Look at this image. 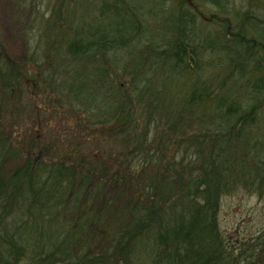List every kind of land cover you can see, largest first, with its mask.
I'll return each mask as SVG.
<instances>
[{
    "label": "trees",
    "instance_id": "trees-1",
    "mask_svg": "<svg viewBox=\"0 0 264 264\" xmlns=\"http://www.w3.org/2000/svg\"><path fill=\"white\" fill-rule=\"evenodd\" d=\"M179 1L184 6L174 28L175 45L158 49L157 62L143 57L139 66L134 63L130 82L113 71L117 63L106 59L105 51L127 46L136 25L125 32L121 25L113 31L80 30L67 42L51 37L20 60L1 47L0 264L24 258L30 264H258L264 232L253 246L234 241L222 231L218 214L225 192L239 185L261 192L264 172H223L220 157L227 148L223 140L234 141L230 150L246 126L258 121L264 101L238 100L232 87L225 89L208 71L219 60L230 62L242 78L260 72L255 77L260 83L246 94L264 98V60L250 64L264 54V30L251 14L234 33L225 19L212 16L207 23L227 29L199 41L189 13L199 6ZM117 4L119 9L106 7L102 16L108 11L120 17L123 7ZM71 63L77 64L74 71L66 68ZM155 71L158 76L203 72L206 82L194 78L189 97L172 110L164 88H156ZM38 94L65 101L75 112L76 133L89 131L103 140L105 154L95 156L91 149L86 154L76 144L65 150L29 132L26 110L41 107ZM203 104L215 109H195ZM206 118L214 127L207 132L214 135H207L212 142L205 145V158H188L189 146L199 152L203 143L188 132L193 123L206 127ZM121 202L126 219L108 232L107 246L86 247L76 255L78 240L95 234L102 212Z\"/></svg>",
    "mask_w": 264,
    "mask_h": 264
},
{
    "label": "rangeland",
    "instance_id": "rangeland-1",
    "mask_svg": "<svg viewBox=\"0 0 264 264\" xmlns=\"http://www.w3.org/2000/svg\"><path fill=\"white\" fill-rule=\"evenodd\" d=\"M193 2L199 8L188 11L195 18V23L191 28L194 38L199 41L200 39L203 41L207 33L213 36L217 31L227 29L220 26L219 23H207L213 18L212 16L225 19L224 22L228 23L225 26H228V30L234 33L238 32L239 23L246 22V14H251L264 30V0H220L219 5L211 3L210 0H193ZM117 3L123 7L121 12L119 11L120 17L115 18V14L111 15L108 11V15L102 16L106 7H108L107 10L113 7L119 9L120 6ZM182 6L184 5L179 0H0V49L2 47L11 57L20 60L33 51L36 46L45 47L51 37H58L61 41L67 42L72 39L76 31L80 30H98L100 28L102 31H113L115 27L121 25L125 32L126 27L136 25L137 33L130 39L127 46L122 45L105 51L106 59L114 60L117 63L113 71H116L123 81L130 82L132 73L129 70L132 69L134 63L139 66L143 57L148 58L150 63L157 62L153 54H156L158 49H165L175 42L174 28L180 20L179 11ZM249 34L257 35L253 30ZM173 44L175 45V43ZM151 48L156 49L155 52L147 53ZM61 50L64 52V49L61 48ZM207 54L212 56L211 53ZM207 54L203 53V58ZM260 60L263 63L264 54L261 59L250 60V64L253 65ZM240 61L236 60L235 63H241ZM65 63L70 62L62 64ZM215 63L216 65L211 68V71L209 69L208 73H212V78L216 79V83L224 82L225 89L232 87L230 93L235 92L232 96L237 95L235 97L238 100L243 99L250 104L258 102L260 98L264 101L262 95L246 94L250 87L260 83L255 79L260 72L249 76V79L242 78L239 77L238 71L233 69L230 62L221 63L218 60ZM66 65V68L73 71L77 67L76 63ZM153 74L156 78V88H164L162 96L172 110L182 103L184 98L189 97L194 78L204 80L205 76L203 72L199 74L197 72L180 73V75L167 72V74L158 76L155 71ZM59 78L64 77L59 76ZM218 92L219 90L214 94L216 95ZM37 99L41 107H30L26 110V113H29L25 115L29 132L41 136L48 144L66 148L65 150L76 144L86 154H90V149L95 156L105 154L103 140L92 138L89 131L82 130L80 133H76V124L73 119L75 112L66 105L65 101L57 100L54 95L42 98L39 95ZM205 108L215 109L214 106L207 107L205 104L198 108L195 107L197 111H203ZM258 117L255 124L246 126L237 143H233L232 148L228 150L230 154L226 155L227 158H225V154L228 153L227 148H230L234 141L224 143L223 140V144L227 147L226 152H223L220 157L221 167L226 165V170L223 172H240L241 175L243 172H264V106L260 108ZM206 119L208 121L206 127H199L198 123H193L194 128L188 132L190 135L203 138L202 148L199 152L193 146H189L187 149L188 158H198V161L205 158V145L207 143L210 145L212 142L210 138H207V135H214L207 132L214 127L209 119ZM16 126L19 127V125ZM176 147L177 145L172 146V149L168 151L170 156L177 151ZM179 152L182 156L186 154L184 149ZM217 171L219 168L214 172ZM115 205L114 211L106 209L102 212L100 225L95 234H90V238L84 236L78 240L76 255L86 247L87 250L88 248L93 250L105 246L110 238L108 232H112L124 224L126 217L122 208L123 204L121 202ZM218 220L227 238L253 246L252 240L264 232V185L261 192L257 187L244 185L225 192L221 196ZM263 247V245H257L259 255L256 260H259L258 264H264ZM260 248L263 250L262 254ZM19 264H30V261L24 258Z\"/></svg>",
    "mask_w": 264,
    "mask_h": 264
},
{
    "label": "water",
    "instance_id": "water-1",
    "mask_svg": "<svg viewBox=\"0 0 264 264\" xmlns=\"http://www.w3.org/2000/svg\"><path fill=\"white\" fill-rule=\"evenodd\" d=\"M191 5H193V1L192 0H187Z\"/></svg>",
    "mask_w": 264,
    "mask_h": 264
},
{
    "label": "flooded vegetation",
    "instance_id": "flooded-vegetation-1",
    "mask_svg": "<svg viewBox=\"0 0 264 264\" xmlns=\"http://www.w3.org/2000/svg\"><path fill=\"white\" fill-rule=\"evenodd\" d=\"M195 9H197V8H195ZM200 14H202V13H200Z\"/></svg>",
    "mask_w": 264,
    "mask_h": 264
}]
</instances>
